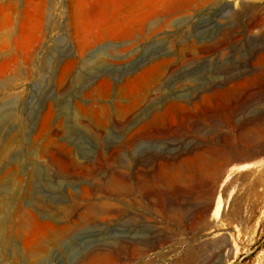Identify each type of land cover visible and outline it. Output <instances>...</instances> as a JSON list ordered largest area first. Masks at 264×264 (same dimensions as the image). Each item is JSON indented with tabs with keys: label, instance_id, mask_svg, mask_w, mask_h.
Here are the masks:
<instances>
[{
	"label": "rangeland",
	"instance_id": "374dc122",
	"mask_svg": "<svg viewBox=\"0 0 264 264\" xmlns=\"http://www.w3.org/2000/svg\"><path fill=\"white\" fill-rule=\"evenodd\" d=\"M0 264H264V0H0Z\"/></svg>",
	"mask_w": 264,
	"mask_h": 264
},
{
	"label": "bare ground",
	"instance_id": "6f19581e",
	"mask_svg": "<svg viewBox=\"0 0 264 264\" xmlns=\"http://www.w3.org/2000/svg\"><path fill=\"white\" fill-rule=\"evenodd\" d=\"M120 45H121V44H120ZM147 68H148V67H147ZM140 72H142V71H140ZM140 72H139V73H140ZM105 81H106V80H105ZM108 84H109V83H108ZM124 88H125V87H124ZM121 92H122V91H121ZM128 101H129V100H128ZM131 101H132V100H131ZM167 104H168V103H167ZM114 106H115V105H114ZM166 106H167V105H166ZM166 106H165L164 108H166ZM83 108H84V107H83ZM83 108H82V109H83ZM101 108H102V107H101ZM112 108H113V107H112ZM114 108H115V107H114ZM123 108H124V106H123ZM120 109H121V108H120ZM162 110H164V109H162ZM159 111H160V110H159ZM151 112H152V111H151ZM161 112H162V111H161ZM159 113H160V112H158V110H157L156 112H153L152 115H151V118H155V117H157V115H158ZM94 121H95V120H94ZM112 154H113V151H112ZM119 176H120V175H119ZM119 176L117 175V177H114V178L117 179V181L124 180V179L121 178V176H120V177H119ZM7 205H8V204H7ZM5 220H6V222H7V221H8V218L5 219ZM5 220H4V222H5ZM4 222H3V223H4ZM94 254L97 255L98 252H96V253L94 252L92 255H94ZM90 256H91V255H90Z\"/></svg>",
	"mask_w": 264,
	"mask_h": 264
}]
</instances>
